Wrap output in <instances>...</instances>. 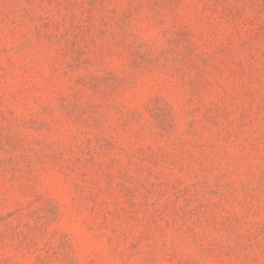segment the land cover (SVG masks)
Instances as JSON below:
<instances>
[{
  "label": "rangeland",
  "instance_id": "rangeland-1",
  "mask_svg": "<svg viewBox=\"0 0 264 264\" xmlns=\"http://www.w3.org/2000/svg\"><path fill=\"white\" fill-rule=\"evenodd\" d=\"M0 264H264V0H0Z\"/></svg>",
  "mask_w": 264,
  "mask_h": 264
}]
</instances>
